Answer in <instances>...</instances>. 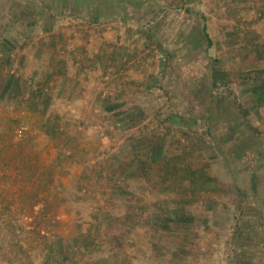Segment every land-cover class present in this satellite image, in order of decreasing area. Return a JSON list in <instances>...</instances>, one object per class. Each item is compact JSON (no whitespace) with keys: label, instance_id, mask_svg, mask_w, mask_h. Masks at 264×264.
I'll list each match as a JSON object with an SVG mask.
<instances>
[{"label":"rangeland","instance_id":"1","mask_svg":"<svg viewBox=\"0 0 264 264\" xmlns=\"http://www.w3.org/2000/svg\"><path fill=\"white\" fill-rule=\"evenodd\" d=\"M263 39L264 0H0V264H264Z\"/></svg>","mask_w":264,"mask_h":264},{"label":"trees","instance_id":"2","mask_svg":"<svg viewBox=\"0 0 264 264\" xmlns=\"http://www.w3.org/2000/svg\"><path fill=\"white\" fill-rule=\"evenodd\" d=\"M208 43H211V40L208 36V33H204ZM260 55L264 56V39L262 41V45H261V50H260ZM226 73L225 71H222L220 68L217 67H212V69L210 70V82H211V86H216V84L218 83L219 80H223L226 77ZM195 171H191V174L194 175Z\"/></svg>","mask_w":264,"mask_h":264}]
</instances>
